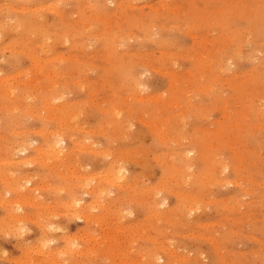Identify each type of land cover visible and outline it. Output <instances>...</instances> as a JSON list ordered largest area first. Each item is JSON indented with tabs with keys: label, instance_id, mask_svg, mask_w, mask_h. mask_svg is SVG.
Here are the masks:
<instances>
[{
	"label": "rangeland",
	"instance_id": "374dc122",
	"mask_svg": "<svg viewBox=\"0 0 264 264\" xmlns=\"http://www.w3.org/2000/svg\"><path fill=\"white\" fill-rule=\"evenodd\" d=\"M156 263L264 264V0H0V264Z\"/></svg>",
	"mask_w": 264,
	"mask_h": 264
},
{
	"label": "bare ground",
	"instance_id": "6f19581e",
	"mask_svg": "<svg viewBox=\"0 0 264 264\" xmlns=\"http://www.w3.org/2000/svg\"><path fill=\"white\" fill-rule=\"evenodd\" d=\"M42 6V5H41ZM92 6V5H91ZM26 8V7H25ZM52 9H53V7H52ZM27 10V9H26ZM26 10H24V11H26ZM54 10V9H53ZM55 12H57V11H55ZM31 13V12H30ZM57 14V13H56ZM58 15V14H57ZM107 18V17H106ZM95 19V18H94ZM99 19V18H98ZM95 22V21H94ZM14 25V24H13ZM2 26V25H1ZM12 27V26H11ZM59 33V32H58ZM30 36V35H29ZM127 42L126 41H124V43H122L123 45H125ZM14 49V48H13ZM13 51V50H12ZM17 51V50H16ZM19 51H21V50H19ZM15 52V51H14ZM67 59V58H66ZM226 61V60H225ZM227 62V64H228V61H226ZM16 74V73H15ZM143 74H144V72H143ZM136 75H138V74H136ZM135 76V75H134ZM140 76H142V74H140ZM26 79V78H25ZM28 79V78H27ZM134 79H136V77L134 78ZM2 80V79H1ZM77 80V79H76ZM137 80H138V78H137ZM139 86H141V84H140V82H139ZM134 90H137V92H138V85H137V89H136V86H135V88H134ZM176 91V90H175ZM136 93V92H135ZM150 97V96H149ZM148 98V97H147ZM56 100L57 99H59V98H55ZM142 99V98H141ZM153 99V98H152ZM151 99V100H152ZM139 100V99H138ZM156 100V99H155ZM51 108V107H50ZM51 110V109H50ZM53 110V109H52ZM263 110V109H262ZM261 110V111H262ZM54 111V110H53ZM64 111V110H63ZM62 113V112H61ZM50 116V115H49ZM74 116V115H73ZM58 117V116H57ZM74 118V117H73ZM63 128V127H62ZM39 131V130H38ZM56 131H57V129H56ZM52 133V132H51ZM55 133V132H54ZM40 134V133H39ZM55 135H57L56 133H55ZM159 135V134H158ZM54 136V135H53ZM57 137H59V135H57ZM158 137V136H157ZM52 138H55V137H52ZM61 138V137H60ZM59 138V139H60ZM50 141H52V140H50ZM54 141V140H53ZM49 142V141H48ZM162 142V141H161ZM60 143H61V141H55V142H51L50 144H49V149L51 150V151H53V152H56L55 150L57 149V147L56 146H59L60 145ZM25 148V147H24ZM21 149V148H20ZM25 150L26 149H22V152H25ZM50 151V152H51ZM49 152V153H50ZM58 153V152H57ZM190 153V152H189ZM183 154V153H182ZM57 155V154H56ZM180 157V156H179ZM173 159V158H172ZM184 160V159H183ZM222 163V162H221ZM218 164V163H217ZM216 164V165H217ZM183 167V166H182ZM217 169H219V168H217ZM228 169V167L227 166H223L222 168H220V174L223 172V171H226ZM174 170V169H173ZM119 171V170H118ZM110 173V172H109ZM185 173V172H184ZM117 174V173H116ZM222 175V174H221ZM161 188V187H160ZM94 193V192H93ZM91 194V193H90ZM191 198V197H190ZM78 200V199H77ZM181 200V199H180ZM82 201V200H81ZM192 202V201H191ZM194 203V202H193ZM191 204V203H190ZM78 205V204H77ZM187 206H189V204L187 205ZM159 208V207H158ZM191 209V208H190ZM188 210V209H187ZM193 210V209H192ZM191 211V210H190ZM179 212V211H178ZM165 251V250H164ZM166 253V252H165ZM153 254L155 255V252H153ZM153 254H152V256H153ZM159 255V254H158ZM168 255V254H167ZM142 257V256H141ZM153 258H154V256H153ZM183 258V257H182ZM148 260V259H147ZM154 260V259H153ZM155 260H157L156 258H155ZM142 262V261H141ZM148 262V261H147ZM157 262V261H156ZM149 263V262H148ZM152 263V262H151ZM157 264V263H156ZM168 264V263H167Z\"/></svg>",
	"mask_w": 264,
	"mask_h": 264
},
{
	"label": "clouds",
	"instance_id": "9594fccd",
	"mask_svg": "<svg viewBox=\"0 0 264 264\" xmlns=\"http://www.w3.org/2000/svg\"><path fill=\"white\" fill-rule=\"evenodd\" d=\"M5 254H7V253L5 252Z\"/></svg>",
	"mask_w": 264,
	"mask_h": 264
}]
</instances>
